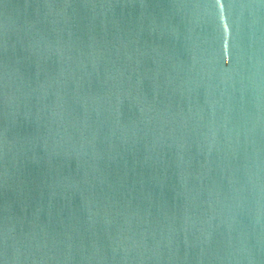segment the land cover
<instances>
[{
	"label": "water",
	"instance_id": "water-1",
	"mask_svg": "<svg viewBox=\"0 0 264 264\" xmlns=\"http://www.w3.org/2000/svg\"><path fill=\"white\" fill-rule=\"evenodd\" d=\"M0 264H264V0H0Z\"/></svg>",
	"mask_w": 264,
	"mask_h": 264
}]
</instances>
